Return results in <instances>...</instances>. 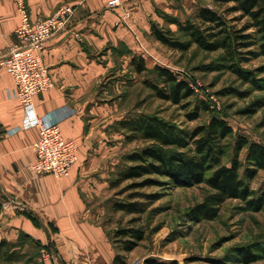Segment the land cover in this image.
I'll return each mask as SVG.
<instances>
[{"label":"crops","instance_id":"obj_1","mask_svg":"<svg viewBox=\"0 0 264 264\" xmlns=\"http://www.w3.org/2000/svg\"><path fill=\"white\" fill-rule=\"evenodd\" d=\"M196 2L121 0L109 6L108 0H26L33 19L63 4L74 7L67 26L45 43L43 59L54 85L34 96V106L40 116L66 111L62 134L79 149L68 175L33 172L38 129L18 128L24 107L11 95L12 76L0 64V241H22L17 247L25 255L0 264H114L121 250L105 214L131 139L121 120L135 113L123 102L132 103L129 88L146 75L136 71L132 57L142 56L147 68L165 63L159 49L170 48L154 38L152 22L176 31L164 15L184 20ZM19 22L15 0H0V60Z\"/></svg>","mask_w":264,"mask_h":264},{"label":"rangeland","instance_id":"obj_2","mask_svg":"<svg viewBox=\"0 0 264 264\" xmlns=\"http://www.w3.org/2000/svg\"><path fill=\"white\" fill-rule=\"evenodd\" d=\"M202 3L197 0L196 7ZM195 8L188 15H192ZM238 14L230 13L227 17ZM243 22L244 18L230 21L234 26ZM159 51L164 53L165 59L161 65L180 75L192 74L199 89L180 104H172L152 96L150 89L142 84L146 77L142 74L134 82L137 85L129 88L132 103L127 98L123 102L124 109L157 112L179 127L188 129L206 123L213 114L224 116L233 128V133L224 140L227 144V154L223 158L225 164H230L236 153L235 139L238 135L264 143V56H253L242 63L255 73L252 80H246L227 67L228 62L221 57L220 50L205 51L192 44L185 52L168 48H160ZM203 98L209 102V110H200L198 118L189 119L187 112L200 105ZM136 101H140L137 108L133 106ZM146 143L137 135L132 137L124 147L123 156ZM245 154L246 147L237 152L242 163L240 175L244 178L243 170L248 164ZM130 164L123 159L122 170ZM141 180L127 179L116 185L105 214L112 238L124 256V264H264V201L256 207L247 200L229 197L218 205H212L214 211H207L199 206L202 202L207 203V198L214 191L205 183L192 186L176 183L133 185ZM245 180L255 195L263 193V170ZM118 201L134 204L136 210H113L112 204ZM128 228L142 230L143 238L115 236L117 230ZM126 240L136 242L130 251L121 249ZM246 249L255 257H244L241 252Z\"/></svg>","mask_w":264,"mask_h":264},{"label":"trees","instance_id":"obj_3","mask_svg":"<svg viewBox=\"0 0 264 264\" xmlns=\"http://www.w3.org/2000/svg\"><path fill=\"white\" fill-rule=\"evenodd\" d=\"M199 1L203 3L184 20L164 15L167 22L176 23V31L152 22L154 38L170 49L180 52L187 51L192 44L205 51L220 50L221 57L228 62L227 67L231 71L243 79L252 80L254 70L245 68L242 63L253 56H264V0ZM230 13L239 14L228 18ZM243 18L244 22L240 26L230 23ZM252 46L255 48H250ZM132 64L137 72L146 71L142 83L157 99L180 104L195 93L189 84L191 81L196 82L192 74L186 72L180 75L164 65L147 68L142 56L132 57ZM139 102H136L137 105ZM209 108V102L203 98L200 105L187 112V116L189 119L198 118L200 110ZM121 125L129 130L131 138L137 135L148 143L123 156V159L131 164L112 181V186L127 179L138 178L143 180L134 182L133 185L176 183L192 186L205 183L214 192L207 198V203L200 204L199 207L204 210L214 211L215 207L212 205H218L229 197L247 200L256 207L262 205L264 191L261 195H255L245 178L249 180L258 170L264 171V143L238 135L235 139L236 153L230 164H225L223 158L227 154V144L224 140L233 133V128L224 116L213 114L206 123L188 129L179 127L157 112L138 111L124 117ZM244 147L245 160L248 163L243 170L245 178L240 175L242 163L237 156V152ZM152 175L165 178L159 180ZM112 209L130 212L135 211L136 206L118 201L112 204ZM116 235H129L137 240L143 238L142 230L134 228L119 229L115 232ZM22 243L19 241L10 245L5 240L0 241V263L23 259L25 255L17 247L22 246ZM135 245L136 242L126 240L121 249L130 251ZM241 254L244 257H255L254 254L251 256L247 249ZM118 263L124 264L123 254L115 255L114 264Z\"/></svg>","mask_w":264,"mask_h":264},{"label":"built area","instance_id":"obj_4","mask_svg":"<svg viewBox=\"0 0 264 264\" xmlns=\"http://www.w3.org/2000/svg\"><path fill=\"white\" fill-rule=\"evenodd\" d=\"M20 13V22L15 28L14 42L8 46L7 53L0 64L12 76L14 88L11 95L24 107L22 124L18 128L36 127L39 137L32 144L36 159L31 168L36 174H51L57 178L69 174L78 159L79 145L63 136L60 122L66 111H55L51 115L36 113L34 96L53 87L54 80L44 62L43 51L50 36L67 26L74 7L60 5L52 14L33 19L26 0H15ZM121 0H108L109 6H118ZM190 86L198 90L197 82Z\"/></svg>","mask_w":264,"mask_h":264}]
</instances>
